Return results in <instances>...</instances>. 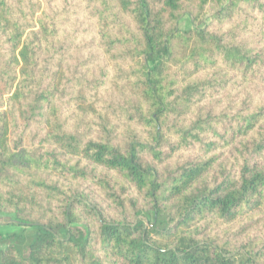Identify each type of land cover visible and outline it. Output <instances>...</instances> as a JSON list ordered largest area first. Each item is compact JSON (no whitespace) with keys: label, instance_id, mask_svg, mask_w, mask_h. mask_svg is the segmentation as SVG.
Returning a JSON list of instances; mask_svg holds the SVG:
<instances>
[{"label":"trees","instance_id":"obj_1","mask_svg":"<svg viewBox=\"0 0 264 264\" xmlns=\"http://www.w3.org/2000/svg\"><path fill=\"white\" fill-rule=\"evenodd\" d=\"M0 216V264H264V0H0Z\"/></svg>","mask_w":264,"mask_h":264},{"label":"rangeland","instance_id":"obj_2","mask_svg":"<svg viewBox=\"0 0 264 264\" xmlns=\"http://www.w3.org/2000/svg\"><path fill=\"white\" fill-rule=\"evenodd\" d=\"M197 25L193 24L192 20L188 16H184L179 23V27L181 29H194ZM21 231L17 226L10 223L9 219L6 216H0V232L3 234L7 233H16ZM26 234L28 237H31L33 235V232H30V230L26 231ZM0 249H3V245L0 244Z\"/></svg>","mask_w":264,"mask_h":264},{"label":"crops","instance_id":"obj_3","mask_svg":"<svg viewBox=\"0 0 264 264\" xmlns=\"http://www.w3.org/2000/svg\"><path fill=\"white\" fill-rule=\"evenodd\" d=\"M0 250H2V249H0Z\"/></svg>","mask_w":264,"mask_h":264}]
</instances>
